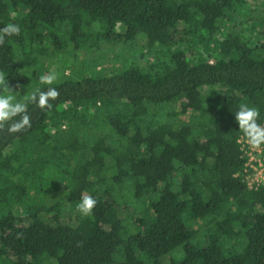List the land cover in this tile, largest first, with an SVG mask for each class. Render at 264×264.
<instances>
[{"label": "trees", "instance_id": "obj_1", "mask_svg": "<svg viewBox=\"0 0 264 264\" xmlns=\"http://www.w3.org/2000/svg\"><path fill=\"white\" fill-rule=\"evenodd\" d=\"M251 1L0 0V28L21 29L0 45L14 95L60 93L0 131V264H264V184L249 187L235 120L244 103L264 124ZM71 46L102 70L66 61L41 84Z\"/></svg>", "mask_w": 264, "mask_h": 264}, {"label": "clouds", "instance_id": "obj_2", "mask_svg": "<svg viewBox=\"0 0 264 264\" xmlns=\"http://www.w3.org/2000/svg\"><path fill=\"white\" fill-rule=\"evenodd\" d=\"M20 26L15 23H8L0 28V45L5 42L6 36L19 35ZM58 79V73L50 70L40 76V83L52 85ZM3 71H0V131L5 130L10 134L23 132L31 127V116L28 114V102L35 104L40 109H51L50 101H55L60 96L56 88L49 87L47 91L36 88L30 96H24L23 100H18L14 95V88ZM19 117V119H15ZM260 111L258 108L248 104H240L235 112V120L239 125V130L243 133V138L253 150H259L264 146V124L259 123ZM11 122V123H9ZM97 200L91 195L82 193L81 200L77 205V211L84 216L92 214L97 205Z\"/></svg>", "mask_w": 264, "mask_h": 264}, {"label": "rangeland", "instance_id": "obj_3", "mask_svg": "<svg viewBox=\"0 0 264 264\" xmlns=\"http://www.w3.org/2000/svg\"><path fill=\"white\" fill-rule=\"evenodd\" d=\"M251 1V0H250ZM251 3L254 6H257L258 3H260V6H263L264 0H256V4H254L252 1ZM71 49H73V46L70 47V54L68 55L65 54L63 61L60 64V58H57V60H54L51 64L50 67L48 66H44L43 70L48 73L50 70H54L55 72L58 73V77H60L61 75V70L64 65L65 62L67 63V66H72V68L74 69V71H80V70H85L88 73H93V72H97V70H102V68L104 67L103 64L101 63L102 57H100V51L98 52H88L86 53L85 50H79L76 52H72ZM106 54V53H105ZM61 58V59H62ZM142 62H139V64H142ZM26 70V71H25ZM24 72H28L30 71L29 67L25 68ZM71 72V69L67 70V74ZM20 93V92H19ZM16 96H18L19 94H15Z\"/></svg>", "mask_w": 264, "mask_h": 264}, {"label": "built area", "instance_id": "obj_4", "mask_svg": "<svg viewBox=\"0 0 264 264\" xmlns=\"http://www.w3.org/2000/svg\"><path fill=\"white\" fill-rule=\"evenodd\" d=\"M242 150L248 157L247 167V180L249 187H258L264 184V146L259 150H253L246 143V140H240Z\"/></svg>", "mask_w": 264, "mask_h": 264}]
</instances>
